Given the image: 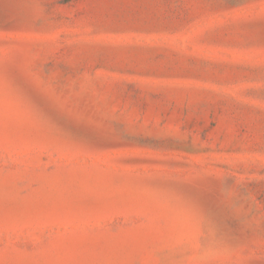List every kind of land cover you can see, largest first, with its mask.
Instances as JSON below:
<instances>
[{"label":"rangeland","instance_id":"rangeland-1","mask_svg":"<svg viewBox=\"0 0 264 264\" xmlns=\"http://www.w3.org/2000/svg\"><path fill=\"white\" fill-rule=\"evenodd\" d=\"M0 264H264V0H0Z\"/></svg>","mask_w":264,"mask_h":264}]
</instances>
